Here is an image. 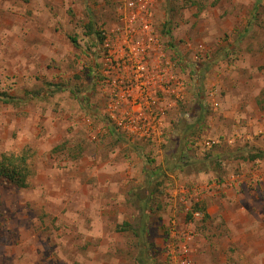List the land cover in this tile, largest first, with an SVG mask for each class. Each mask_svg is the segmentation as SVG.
I'll return each mask as SVG.
<instances>
[{"label":"rangeland","instance_id":"374dc122","mask_svg":"<svg viewBox=\"0 0 264 264\" xmlns=\"http://www.w3.org/2000/svg\"><path fill=\"white\" fill-rule=\"evenodd\" d=\"M128 1L133 9L121 20ZM140 5L0 0V96L9 100L0 101V154L26 155L31 170L25 188L0 183V264H171L167 247L186 236L192 264H264V184L246 182L264 174V113L241 115L222 133L205 100L214 88L218 101L252 93L264 105V0H150L145 20L178 60L188 97L184 122L175 117L181 109L164 110L159 146L123 134L104 112L114 80L104 86L105 60ZM237 62L245 69L230 77ZM192 140L221 148L195 149ZM179 151L196 163L152 175ZM241 173V186L221 191ZM136 195L146 201L142 212ZM196 203L205 220L187 217Z\"/></svg>","mask_w":264,"mask_h":264},{"label":"built area","instance_id":"2783aa9c","mask_svg":"<svg viewBox=\"0 0 264 264\" xmlns=\"http://www.w3.org/2000/svg\"><path fill=\"white\" fill-rule=\"evenodd\" d=\"M146 4L145 0L139 10L131 11L128 17L129 25L117 30L120 38L111 49V57L105 60L109 64L107 69L109 74L104 79V84L112 78L114 80L105 99L104 112L123 134L127 133L142 139L143 142L159 146L163 142L160 128L164 110L169 111L171 107L185 99L186 85L185 78L177 66L178 60L165 51L160 36L153 33V29L145 20L148 16L145 11ZM132 7V3H127V9L132 10ZM124 18L125 16H122L120 19ZM137 20L143 22L142 28L138 31L131 27ZM121 24L123 25V22ZM104 41L108 52L109 44L107 39ZM111 69L116 72L115 76L110 74ZM207 101L213 109L217 108L218 97L215 89L208 93ZM259 133L264 136V126L260 127ZM224 137L228 144L235 141L234 136ZM214 143L216 140H205L201 146L209 149ZM254 167L256 169L251 170L256 171L258 161ZM246 182L253 188H259L264 184V174L251 172ZM241 183L240 178L236 176V179L225 182L221 188L225 186L238 188V184ZM195 191L190 194L196 196ZM190 240L191 236H186L182 245L173 244L167 247L166 255L171 264H192L187 245Z\"/></svg>","mask_w":264,"mask_h":264},{"label":"trees","instance_id":"16d2710c","mask_svg":"<svg viewBox=\"0 0 264 264\" xmlns=\"http://www.w3.org/2000/svg\"><path fill=\"white\" fill-rule=\"evenodd\" d=\"M96 35L99 38H101L99 33H96ZM72 41L75 42V39H73ZM0 101L9 102V100L7 98H5V96H0ZM182 110H183V108H181V111H177V115L180 116V118L182 117ZM183 113L185 114L184 117L186 118V116H188V113H186L185 110L183 111ZM186 126H188V125H186ZM198 132H199V130H198ZM196 133H194V136ZM111 134H113V130L111 131ZM198 136L200 138V135H198ZM195 138L198 139L197 136ZM163 139H165V137H163ZM191 139H192V135H188V137L186 135V137L183 138L182 140H178V141H182L181 142L182 144L180 145L181 148L183 147L184 144H185V146L187 144L190 145L189 143H190ZM183 141H184V144H183ZM186 141H187V144H186ZM214 144H215L217 149L221 148L219 144H216V143H214ZM185 146L183 147V149L185 148ZM191 146H192V142H191ZM193 146H194V143H193ZM195 149H197V148L195 147ZM198 149L200 150V149H205V148H202L198 142ZM179 152H180L179 158L178 157L172 158L170 156L166 157V161L164 162V164H165L164 168H166V169H164V171H162V170L158 171L157 169H155L154 173L152 175L158 179L161 174L164 177V174H168L174 170L175 171L176 170L183 171V170H185V168H188L190 165H193L192 163H194V164L196 163V162L191 160L192 157L189 154L183 155L181 151H179ZM222 156H223L222 153H220V154L218 153L214 157H212V158H214V160L211 157L210 158L214 162H216L218 165H222L223 164ZM149 157L153 158L151 156H149ZM27 159H28V157L24 154H20V155L0 154V183L5 182V183H9V184L15 185V186L20 187V188H25L27 186V180H28L27 178L29 177V175H31V170H30V166L27 164ZM209 161L211 162V160H209ZM209 161L206 159V161H202V163L205 167H208L207 165H208ZM160 182H161L160 180H157L156 185ZM136 199L138 202V206L140 205L142 207L141 203L146 204V201H144L142 198L137 196ZM140 206H139V209L141 211L143 209ZM195 212L201 213L203 215L204 220L206 218H208V215L206 214L205 208L203 206H200V204H198V203H196L194 206H192L189 209V211L187 212V217L190 218L191 215ZM145 227H146L145 224H142V230L140 231V234L144 233V230L146 229ZM137 234L139 235V232ZM137 234H136V236H137Z\"/></svg>","mask_w":264,"mask_h":264},{"label":"crops","instance_id":"0c3cea01","mask_svg":"<svg viewBox=\"0 0 264 264\" xmlns=\"http://www.w3.org/2000/svg\"><path fill=\"white\" fill-rule=\"evenodd\" d=\"M215 11H212V15L215 14ZM211 15V18L213 16ZM240 62H237L235 65V69L228 70L226 72L230 73V77H232L235 74L236 69H241L242 71L245 69L244 64H239ZM236 76V75H235ZM234 76V77H235ZM233 77V78H234ZM227 79L225 83L228 81ZM245 82V75L241 77V80L239 83ZM231 83V82H230ZM230 83H227L230 85ZM233 91L232 93H234ZM258 94H229V98L220 99V105L217 109V112L215 113V117L213 120L216 122V124H219V132L222 133H228L233 132L235 129L234 123L238 120V117L241 115H247L249 112L260 110V113H264V109L262 110L261 107L264 105L260 103V100H258L256 97ZM246 106V107H244ZM259 106V108H258ZM263 137L260 139L261 147H264ZM245 174L236 175L241 176L243 178ZM242 184V183H241ZM241 184H239L241 186ZM225 191L226 193L229 192L231 189H224L222 188L221 191ZM220 192V191H219ZM209 216V215H208Z\"/></svg>","mask_w":264,"mask_h":264},{"label":"clouds","instance_id":"9594fccd","mask_svg":"<svg viewBox=\"0 0 264 264\" xmlns=\"http://www.w3.org/2000/svg\"><path fill=\"white\" fill-rule=\"evenodd\" d=\"M141 1V0H140ZM145 1V0H144ZM144 1L143 2H141V4L142 3H144ZM147 1V4H146V8H145V11L147 12V17H149L150 16V11H149V3H150V0H146ZM127 3H132L131 1L129 2H127ZM127 3L124 5V9H122V10H120L119 11V15H120V18L122 17V16H126V15H128L129 13H128V10H131V8L130 9H127ZM133 5V4H132ZM132 9H133V7H132ZM157 33H158V31H156ZM104 39H105V37H104V35H103V33H102V45L103 44H105V41H104ZM162 43H163V41H162ZM164 45V44H163ZM105 47V46H104ZM165 47V49H166V46H164ZM171 49V48H170ZM173 56V55H172ZM177 65H178V63H177ZM107 77V76H106ZM105 85V84H104ZM212 90H214V88H212L211 90H209V91H207V94H206V98H205V100H206V102L208 103V101H207V97H208V93L210 92V91H212ZM186 94H187V87H186ZM186 98H188L187 97V95L185 96V99ZM193 98H195V97H193ZM185 99L182 101V102H178V104L175 106V107H171L170 109H169V111L168 112H172V110L173 111H175L174 109H177V108H179V109H181V108H183V110H182V117L180 118V116H175L176 117V119L177 120H179V121H181L182 119V121L184 122V113H183V111L184 110H186L184 107H185V104H187V102L185 101ZM206 103V104H207ZM208 105V104H207ZM219 105H220V100L218 101V106H217V108L216 109H213L210 105H209V107L213 110V111H217V109H218V107H219ZM199 128V127H198ZM143 142V141H142ZM194 143V146L196 147L197 145H198V142L197 141H194L193 142ZM202 217H203V215H202Z\"/></svg>","mask_w":264,"mask_h":264}]
</instances>
